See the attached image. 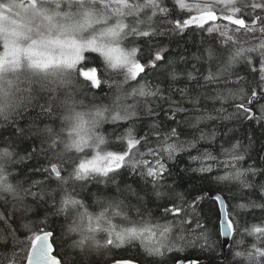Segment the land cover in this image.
<instances>
[{
    "label": "snow or ice",
    "instance_id": "snow-or-ice-1",
    "mask_svg": "<svg viewBox=\"0 0 264 264\" xmlns=\"http://www.w3.org/2000/svg\"><path fill=\"white\" fill-rule=\"evenodd\" d=\"M191 251L264 264V0H0V264Z\"/></svg>",
    "mask_w": 264,
    "mask_h": 264
},
{
    "label": "trees",
    "instance_id": "trees-1",
    "mask_svg": "<svg viewBox=\"0 0 264 264\" xmlns=\"http://www.w3.org/2000/svg\"><path fill=\"white\" fill-rule=\"evenodd\" d=\"M259 135V133H257ZM212 205V202L211 201H208L207 203V206H206V211L208 210V208H210ZM214 219V218H213ZM230 247V245H229ZM228 247V248H229ZM135 251V250H133ZM227 251V250H226ZM116 253H117V258H119L120 256H124V255H131L132 253H125L123 252V250H116ZM188 257L189 258H197V259H200V264H206V260H205V255L203 253H200L199 251H191L189 254H188Z\"/></svg>",
    "mask_w": 264,
    "mask_h": 264
},
{
    "label": "water",
    "instance_id": "water-1",
    "mask_svg": "<svg viewBox=\"0 0 264 264\" xmlns=\"http://www.w3.org/2000/svg\"><path fill=\"white\" fill-rule=\"evenodd\" d=\"M221 239L223 240L224 238H221ZM229 245H230V244H225V245H224V250H225V251L228 249ZM188 259H189V260H196L197 258H189V257H188ZM199 261H200V259H199Z\"/></svg>",
    "mask_w": 264,
    "mask_h": 264
}]
</instances>
